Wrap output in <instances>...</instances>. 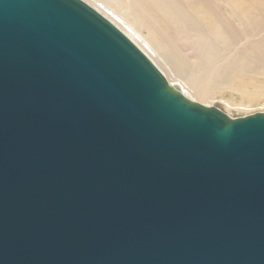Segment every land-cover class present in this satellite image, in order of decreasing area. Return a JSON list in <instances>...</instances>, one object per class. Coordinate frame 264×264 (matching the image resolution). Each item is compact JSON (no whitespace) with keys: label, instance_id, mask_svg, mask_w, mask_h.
Masks as SVG:
<instances>
[{"label":"water","instance_id":"95a60500","mask_svg":"<svg viewBox=\"0 0 264 264\" xmlns=\"http://www.w3.org/2000/svg\"><path fill=\"white\" fill-rule=\"evenodd\" d=\"M0 264H264V113L188 99L83 0H0Z\"/></svg>","mask_w":264,"mask_h":264},{"label":"bare ground","instance_id":"6f19581e","mask_svg":"<svg viewBox=\"0 0 264 264\" xmlns=\"http://www.w3.org/2000/svg\"><path fill=\"white\" fill-rule=\"evenodd\" d=\"M83 1L89 4L94 9H96L105 18L111 21L121 32H123L163 73L168 83L171 86H173L175 89L180 91L188 99L202 104V102L205 103V100L207 99L215 98V96L217 95H222L223 92L226 90L237 92L241 94L244 98L249 100L251 99L250 101H253L252 99L255 98L252 92H248L245 87L238 88L237 85H241L245 83V81L242 79V76H245L244 74L247 75V73L250 74L251 70H253L252 67L256 66L257 64L256 65L247 64L249 66H252L251 67L252 69L250 68V71L249 69L245 70L243 66L242 68L243 70H245V72L249 71L246 73L243 71L244 74H242V70L240 74H236L238 70L234 71L235 70L233 69L234 65L231 66L226 63L219 65L218 62L219 61L221 62L220 60L221 56H219L218 51H215L214 47L211 46L213 45L211 44L212 42L210 43V41L206 38L208 34L199 28L201 23L197 25L196 20L194 19L195 17L192 18L191 16L187 17L185 15V11L187 10V8H189L190 12H192L191 9L194 10V12H196L197 15H199V17L197 16V18L205 22L204 28H206L208 31H212L213 32L212 35L214 34L215 37L216 35H218L222 39V35H223L227 40L226 37L228 36L229 33L232 36L233 31H236L233 34L237 35V30H234V28L232 27L226 28L223 25L222 22L225 17H220L219 12L221 9L218 11V9L214 7L212 3L211 5H209L208 2L211 0H188L190 3H188L189 6L186 9L184 8L185 11L180 10V8H178V6L175 5L176 3L174 4L172 2L173 0H96L97 3H99L98 5H95V3L94 4L90 3L89 0L88 1L83 0ZM176 1L174 0V2ZM212 2L214 1L212 0ZM214 4L217 5L215 2ZM106 10H108V12L110 11L114 17L112 18V16L106 14L104 12ZM221 13H223L222 10ZM115 18L117 20H115ZM237 19L240 20V18L238 17ZM253 22L254 21H245L244 19V22H241L242 24L240 23L242 25L241 26L242 29L240 27L239 29H241L242 36L245 35V37L250 38L249 37L250 35L248 36V33L252 32V34H254L253 31L254 29H256L254 27L256 26V23L254 22L255 23L254 24ZM202 24L204 25V23ZM248 29L249 30L251 29V31H248ZM236 38H238V36H236ZM262 39H264V37H262ZM211 40L214 41L213 38H211ZM216 42L218 41H216L215 38V43ZM215 43L214 46H216ZM188 44H191V47H189V49L186 50L185 48H183L184 46L186 47V45ZM226 44L227 43H225V45ZM247 44L249 43L247 42ZM252 46L250 47L253 49L254 46L253 47ZM256 46L260 47V45H255V47ZM225 47H227V45ZM230 48H232V46H230ZM245 49L244 52L248 51V49L246 50ZM253 50L255 51V49ZM257 50L260 51V49L258 48ZM263 51L262 52L260 51V55L257 56H255L256 54L253 56V54L250 53V51L249 54L250 57L252 55L254 58L256 57V59L258 60V56L261 57V53L264 54ZM235 56L236 58H238L237 55ZM229 57L230 59L232 58V56L230 55ZM223 59H225V62H227L226 57L225 58L223 57ZM240 59L241 58H239L238 60ZM247 60L251 61V59H247ZM247 60L242 61L241 59V61L245 62V64ZM260 60L261 61L264 60V56L263 59L261 57ZM256 63L261 64L258 61ZM263 64H261V66ZM256 67H255L256 70L254 69L253 73H255V71L259 69L258 67L257 68ZM262 70H264V68ZM178 72L186 73L187 80H185L184 76L183 77L185 81L184 82L185 86L187 88H182V87H181L182 89L179 88L176 85L177 83L176 84L174 83L176 77L175 78L170 77L171 73L175 75ZM258 72L255 73V75H259ZM260 75H262V73ZM180 79L182 80V78ZM215 107L219 108V104L218 106ZM219 109H221V107ZM224 113L227 114L226 112ZM227 115L229 116V114Z\"/></svg>","mask_w":264,"mask_h":264},{"label":"rangeland","instance_id":"374dc122","mask_svg":"<svg viewBox=\"0 0 264 264\" xmlns=\"http://www.w3.org/2000/svg\"><path fill=\"white\" fill-rule=\"evenodd\" d=\"M94 1H96V0H89V2L92 3V4H94V3H95V5L99 4V3H97V1L96 2H94ZM182 1L183 0H177L176 2H174V0H173L172 2L174 4L176 3L175 5H177L178 8H180V10L185 11V9L189 6L188 3H190V2L188 0H184L183 3H182ZM213 1L218 5L219 8L217 7V5L214 4V2H212V0L209 1L208 3H209V5H211V3H212L214 5V7H216L218 9V11L220 9L222 10L223 13H221V10H220L219 14H220V17H225L223 22H222L223 25L226 28L232 27V28H234V30H237V35H234L233 33L236 32V31H233L232 32V36H231L230 33L228 34V36L226 37L227 40L225 39V37L223 35H222V39L218 35H216V37H215L214 34L212 35V33H213L212 31H208L206 28H204L205 27V22L202 21V20H199L197 18V16L199 17V15H197V13L194 12V10L191 9L192 12H190L189 8H187L188 12L186 10L185 11V15L187 17L191 16L192 18L195 17L194 19L196 20L197 25L201 23L199 28L201 30L205 31L208 34V36L206 38L210 41V43L212 42L211 44H213V45H211V46H213L215 51H218V55L221 56V58H220L221 62L220 61L218 62L219 65H221L223 63L229 64L231 66L234 65L235 66V67L233 66V69H235L234 71L238 70L236 72V74H240L241 70H242V74H244L243 71L245 72V70H247V69H249V71H250V68L252 67V66H249L247 64H250V65H252V64L256 65L257 64L256 66L259 69L257 71H255V73L260 71L263 76L260 75L261 74L260 72H258L259 75H255V73H253V70L255 69L256 66H253L252 67L253 70H251L250 74L249 73H247V75L244 74L246 77L242 76V79L245 81V83L241 84L242 86L241 85H237L238 88L245 87L248 92H252V94L256 98V99L253 98L252 99L253 101H250L251 99L249 100V99L244 98L241 94H239L237 92H232V91H229V90L227 91L226 90V91L223 92L222 95H217V96H215V98L207 99V100H205V103L202 102V104L208 105V106H218V104H219V108L221 107V109L224 112H226L227 114H229V116L232 117V118L244 117V116H248V115H252V114H256V113H264V72H262V71H264V70H262L264 68V64H263L264 60H262V61L260 60L261 57L263 59L264 54L261 53V57L258 56V60L256 59V57L255 58L253 57L255 54H256L255 56L260 55V51L262 52L264 50V39H262V37H264V34H263L264 33V0H216V1L213 0ZM182 4H184V5H182ZM184 6H186V7H184ZM104 12L106 14H108L109 16H112V18L114 17L111 14L110 11H109L110 13L108 12V10H106ZM237 17L240 18V20L237 19ZM244 19H245V21H254L256 23V26H258V27L254 26L256 28L253 31L254 34H252V32L248 33V36L250 35L249 36L250 38L245 37V35L242 36V32H241V29H242L241 28V26H242L241 24L242 23L241 22H244ZM115 20H117V19L115 18ZM197 20H198L199 23L197 22ZM202 23H204V25ZM236 24H239V25H236ZM239 27L241 29H239ZM257 28H258V30H257ZM248 31H251V29L250 30L248 29ZM233 36H234V38H233ZM236 36H238V38H236ZM243 37H245V38H243ZM211 38H213L214 41H212ZM215 38H216V41H218L216 43H215ZM217 38H218V40H217ZM242 38H243V40H242ZM225 41H227V42H225ZM247 42L249 44H247ZM214 43H215L216 46H214ZM225 43H227L226 44L227 47H225L226 46ZM217 44H218V47H217ZM252 45L254 46L253 49H255V51L250 47ZM255 45H260V47L259 46L255 47ZM230 46H232V48H230ZM189 47H191V44H188V45H186V47L184 46L183 48H185L187 50V49H189ZM244 47L246 49H248V51L244 52V49H245ZM257 48L260 49V51H258ZM249 51H250V53L253 54V56L251 55L252 58L250 57ZM221 53H222V55H221ZM228 54L230 56H232L231 59H230ZM244 54L245 55L247 54V55L245 56ZM235 55H237L238 58H236ZM234 56H235V58H234ZM223 57L224 58L226 57L227 62H225V59H223ZM227 57H229V58H227ZM239 58H241L242 61H245L247 59H251V61L247 60L248 62L246 61V64H245V62H242L241 59L238 60ZM256 60L259 63L263 64L262 65L263 67L261 66V64L256 63L257 62ZM222 61H224V62H222ZM250 62H252V63H250ZM242 67L245 70H243ZM246 67H248V68H246ZM249 71H246V72H249ZM251 74H252L253 77L251 76ZM185 75H186V73H183V72L179 73L178 72L175 75L171 73L170 77L171 78H175L176 77L174 83L175 84L177 83L176 85L179 88H181V87L182 88H187L185 86V83H184L185 82L184 81V77H185V80H187L186 79L187 75L186 76ZM178 76H180V77H178ZM247 76H248V78H247ZM180 78H182V80ZM179 80H181V81H179ZM246 100H248V101H246ZM206 101H207V103H206ZM233 104H234V106H233ZM235 104H237V105H235Z\"/></svg>","mask_w":264,"mask_h":264}]
</instances>
